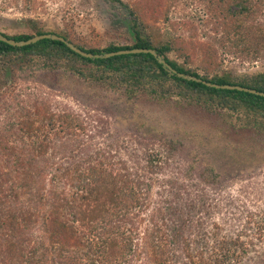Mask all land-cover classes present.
Returning a JSON list of instances; mask_svg holds the SVG:
<instances>
[{
  "label": "trees",
  "instance_id": "obj_1",
  "mask_svg": "<svg viewBox=\"0 0 264 264\" xmlns=\"http://www.w3.org/2000/svg\"><path fill=\"white\" fill-rule=\"evenodd\" d=\"M111 1L124 5L121 0ZM227 2L226 7L213 8L222 20L219 26L224 40L221 43L225 42L227 48L234 50L236 59L252 62L264 59V25L259 21L264 17V0ZM233 8L236 10L231 11ZM208 12L210 20L218 19L213 11ZM131 15L137 41L133 46L88 47L75 36L73 21L68 18H64L66 28L62 32L39 30L35 35L61 36L94 55L154 49L180 74L215 85L238 86L264 93V72L254 75L223 72L210 79L181 66L169 57L179 41L171 40L169 33L160 34L157 44L149 37L143 39L137 24L141 22L133 12ZM0 34L18 42L34 37ZM216 55L217 51L213 56ZM11 66L27 78L44 80L42 85L53 83L58 89L85 95L83 97L97 110L108 111L110 105L101 89L117 94L125 91L130 95L143 92L163 99L171 94L165 86L175 84L180 95L197 98L200 104L217 107L223 102L236 108L240 105L247 114L248 125L264 130L263 96L217 89L203 82L179 78L170 74L151 54L90 59L59 41L42 40L22 48L0 41V80ZM124 86L127 91L122 89ZM159 87L160 94L156 91ZM206 96L208 100L203 99ZM11 97L10 101L21 107L18 114L28 117L30 109L20 106V101L25 103V100L16 102ZM34 97L32 106L42 108L39 111L49 121L51 131H56L60 122L66 125L60 126L62 129L82 128L76 115L56 116L42 94ZM11 109L8 107V111ZM19 121L15 115L8 118L3 129L0 128V161L5 166V170H0V264H129L127 256L138 255L139 250L134 251L130 243L122 245L120 250L121 245L114 235L128 233L134 237L146 223H150L146 232L153 239L151 251H145L146 264H241V256L235 251L236 247L243 246L240 239L221 242L211 253L204 246V250L193 254L195 241L192 243L190 232L195 227L194 218L210 214L214 194L221 196L225 187L224 179L211 162L200 153L196 154L192 147L167 141L153 132L137 140L144 151L141 156L127 152L128 142L124 138L113 141L105 150L85 151V142L77 133L68 134L70 137L61 144L45 134L42 140L34 141L27 148L26 139L38 133L36 137L41 138L42 129L32 134L34 129L29 121ZM158 143L160 148L169 146V156L165 157L156 148ZM52 149L55 154L70 151V155L63 157V160L70 159L68 166L59 165L53 170V163L47 157ZM124 153L129 154L127 159L122 157ZM177 155L184 161V169L178 174L167 173ZM48 183L51 188L47 187ZM60 185L64 187L61 190ZM157 186L158 192L154 194ZM23 197L29 199L23 203ZM250 218V223L256 225V233L263 236L264 210L251 213ZM35 232H39V236L31 245ZM198 239V242L205 241L203 237ZM258 264H264V257Z\"/></svg>",
  "mask_w": 264,
  "mask_h": 264
},
{
  "label": "rangeland",
  "instance_id": "obj_2",
  "mask_svg": "<svg viewBox=\"0 0 264 264\" xmlns=\"http://www.w3.org/2000/svg\"><path fill=\"white\" fill-rule=\"evenodd\" d=\"M121 1L124 5L111 0H0V33L36 36L39 30L62 32L66 28L64 18H68L73 21L72 31L75 36L88 47L105 49L110 45L133 46L137 42L132 29L133 12L141 22L137 24L141 27L143 39L149 37V40L157 44L160 34H172L171 40L179 42L175 41L177 45L170 54V59L201 76L213 79L223 72L235 75L264 72V59L256 62L236 59L234 50L227 48L225 42L221 43L224 40L219 26L222 20L213 8H223L231 0ZM209 10L217 15V20L207 17ZM233 10L236 9L231 11ZM263 18L259 20L262 25ZM215 51L218 52L216 57L213 56ZM44 82L27 78L13 66L5 71L0 80L1 129L7 124L8 118L15 115L18 121L20 119L19 122L29 121L35 130L32 134L42 129L41 138L36 137L40 135L38 133L31 139H26L27 148L34 141L42 140L45 134L59 144L70 137L68 134L77 133L85 142V151L94 148L105 150L113 141L124 138L128 142L127 152L141 156L144 151L137 140L142 135L153 132L167 141L181 142L186 147H192L196 154L200 153L211 162L224 179L225 187L221 196L214 194L210 214H199L194 218L195 227L190 232L192 243L195 241L193 254L197 255L204 250V246L211 253L221 242L231 243L240 239L243 246L236 247L235 251L241 256V264H258L264 257V233L263 236L257 234L256 225L250 223L251 213L264 210V130L262 132L248 125L247 114L239 108L240 105L236 108L232 103L233 107L224 105L223 102L217 107L200 104L197 98L182 96L175 84H169L165 88L171 94L163 99L143 92L130 95L125 91L117 94L101 89L110 105L108 111L97 110L83 97L85 95L58 89L53 83L42 85ZM122 89L127 91L125 86ZM156 91L160 94L161 87ZM39 93L47 104H51L53 114H74L81 121L82 128L76 130L69 126L71 129H62L60 126L66 125L60 122L56 131H51L49 121L39 111L42 108L32 106L34 96ZM19 95H22L21 98ZM11 96L16 102L25 100V103L20 101V106L30 109L28 117L18 114L21 107L10 101ZM208 98L209 96L203 97ZM10 106L12 109L8 111ZM160 146L158 143L156 148L162 155L169 156V146L166 149ZM129 154L124 153L122 157L127 159ZM65 155H70V151L57 154L54 149L49 151L47 157L53 163L54 171L59 165L68 166L70 159L63 160ZM4 168L0 161V170L3 171ZM183 169L184 161L177 155L167 173L178 174ZM47 187L51 188V185L48 183ZM63 188L60 185V190ZM157 190L158 186L154 188V194ZM210 195L213 196L211 193ZM28 199L23 197L21 202L25 203ZM149 226L150 223L141 226L134 237L128 233L114 235L121 245L120 250L122 245L127 246L129 243L134 251L139 250L138 255L127 256L129 264L147 263L145 251H151L150 245L153 242L146 232ZM38 236L39 232H35L31 245ZM198 237L205 238V241L198 242Z\"/></svg>",
  "mask_w": 264,
  "mask_h": 264
},
{
  "label": "water",
  "instance_id": "obj_3",
  "mask_svg": "<svg viewBox=\"0 0 264 264\" xmlns=\"http://www.w3.org/2000/svg\"><path fill=\"white\" fill-rule=\"evenodd\" d=\"M42 40H53V41H59L62 42L64 44H66L72 51H74L75 53L85 57V58H90V59H98V58H112V57H117V56H123V55H131V54H151L153 55L155 58H157V60L159 61L160 64H162L165 69L172 75H176L179 78H183V79H188V80H196L198 82H203L208 86H212L214 88L217 89H223V90H238V91H243V92H248L254 95H259V96H263L264 97V93H260L257 92L256 90H251V89H247V88H242V87H238V86H229V85H224V86H220V85H215V84H211V83H207L204 82L202 80H198L195 79L193 77L184 75V74H180L178 72H176L165 60V58L163 56H161L156 50L154 49H132V50H123V51H118V52H112V53H107L104 55H94V54H90L87 53L81 49H79L78 47H76L73 43L69 42L68 40H66L65 38L55 35V34H45V35H39V36H34L32 39L27 40V41H15L12 39L7 38L6 36H4L3 34H0V41L7 43L11 46L14 47H26V46H30V45H34Z\"/></svg>",
  "mask_w": 264,
  "mask_h": 264
}]
</instances>
